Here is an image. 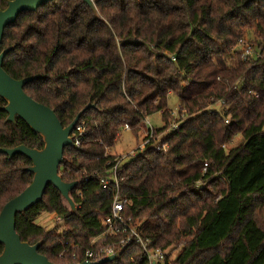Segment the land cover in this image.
<instances>
[{"label":"trees","instance_id":"obj_1","mask_svg":"<svg viewBox=\"0 0 264 264\" xmlns=\"http://www.w3.org/2000/svg\"><path fill=\"white\" fill-rule=\"evenodd\" d=\"M95 1L101 18L84 0H50L23 11L3 34L0 50L12 47L3 68L16 79L36 77L27 93L64 126L81 112L87 132L80 146L65 147L60 167L64 181H81L71 192L77 209L50 184L17 214V232L42 241L39 251L52 262H73L105 232L99 214L114 198V185L104 188L93 173L114 161L108 150L126 124L139 131L161 109L167 119L175 94L190 118L163 139L167 150L147 148L124 162L119 191L132 199L127 212L145 219L152 245L170 253L182 245L168 264H264V0ZM7 5L0 0V9ZM240 39L256 46L253 56L243 57ZM219 101L222 109L209 108ZM6 104L0 97V147L43 148L21 117L7 121ZM237 136V146L224 147ZM30 164L23 154L0 153V211L31 183ZM45 213L65 227L41 225ZM140 254L131 242L108 264H146Z\"/></svg>","mask_w":264,"mask_h":264},{"label":"water","instance_id":"obj_2","mask_svg":"<svg viewBox=\"0 0 264 264\" xmlns=\"http://www.w3.org/2000/svg\"><path fill=\"white\" fill-rule=\"evenodd\" d=\"M50 0H8L5 9H0V45L7 25L14 22L23 11H36L40 5ZM99 18L95 0H84ZM12 47L0 50V97L7 101L3 109L8 113L7 121L16 122L21 117L29 126L44 139L41 149L19 144L14 147H0V153L9 157L23 154L31 159L27 170L33 173V179L20 194L11 198L0 211V243L3 251L0 253V264H58L52 262L39 251L42 241L30 243L24 241L16 230L17 214L27 211L39 203L50 184L54 185L70 204L71 210L77 209L71 192L81 181H64L60 173L64 161L65 147L73 145V130L81 119V112L67 126H64L56 112L38 100H35L25 90L26 83L36 77L26 76L16 79L3 68V62ZM91 103L88 108L94 107ZM126 248L95 260V262L79 261L62 264H108L118 259Z\"/></svg>","mask_w":264,"mask_h":264},{"label":"built area","instance_id":"obj_3","mask_svg":"<svg viewBox=\"0 0 264 264\" xmlns=\"http://www.w3.org/2000/svg\"><path fill=\"white\" fill-rule=\"evenodd\" d=\"M237 46L242 50L243 57L245 58L253 56L256 51L255 45H252L246 39H240ZM224 104L225 101H219L211 104L209 108L218 111L222 109ZM181 110H183L181 104L178 110L168 109L167 119L164 118L165 109L159 110L160 113L163 114V126L161 127V131H158V127L155 128L152 125L148 116L144 120L143 129L145 131L141 136V142L137 143L136 149L118 154H113L110 149L108 150L115 156L114 161L112 163L109 162V168L102 172L95 171L93 173L94 176L99 177L104 188H107L111 184L114 185L115 188L113 194L114 198L109 211L99 214L100 223L105 232L95 237L92 240L91 246L86 248L82 253H74L72 255L73 262H95V260L109 256L124 248H126L124 250V252H126L130 243L134 242L141 250L140 258L146 264H168L167 256L171 254L169 249L152 245L151 239L143 235V224L145 219L134 217L131 213L127 212V209H131L132 199L128 196H121L120 194L119 171L127 159L141 153L147 148L167 150L170 146L168 142L163 141V139L175 130H180L182 124L190 118L189 115L181 113ZM226 121L230 122V119ZM125 129L132 130L129 124L125 125L124 131ZM72 135L73 145L80 146L87 135L85 120H80L76 124ZM227 146L228 143H224V147L227 148ZM207 168L208 162L205 163L203 171L206 172ZM203 183V180H199L197 185H202ZM56 219L60 223L64 221L62 217L56 216ZM132 259H134V257H132Z\"/></svg>","mask_w":264,"mask_h":264},{"label":"rangeland","instance_id":"obj_4","mask_svg":"<svg viewBox=\"0 0 264 264\" xmlns=\"http://www.w3.org/2000/svg\"><path fill=\"white\" fill-rule=\"evenodd\" d=\"M247 39H254L253 36H246ZM256 47V46H255ZM255 54V53H254ZM180 105V100L178 96L175 94L169 96V102H168V107L167 109L169 110H178ZM150 121L152 122V125L155 128H160L163 126V114L160 113V111H157L154 115L149 116ZM144 122L142 121L141 124L139 125V131L136 130H126L122 132L119 141L115 144L114 148L110 149V151L113 154H118L122 153L125 151H131L133 149H136L137 143L141 142V136L143 132L145 131L144 129ZM241 140V136H237L232 143H228L227 148H232L235 147L239 144ZM38 222L43 225L44 227L46 226L48 229H57V230H62L65 227V224L63 222H58L56 219V215L53 213H45L43 214L42 217L38 219ZM261 224L264 226V216L260 219ZM228 243L226 242V245L223 246L221 251L226 249ZM182 250V245H179L177 249L171 250V254L173 255V259L177 257V254L180 253Z\"/></svg>","mask_w":264,"mask_h":264}]
</instances>
